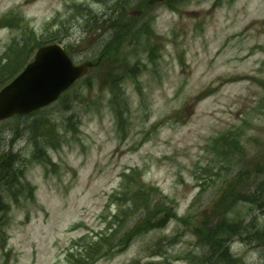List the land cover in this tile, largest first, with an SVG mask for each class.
Masks as SVG:
<instances>
[{"label":"rangeland","instance_id":"obj_1","mask_svg":"<svg viewBox=\"0 0 264 264\" xmlns=\"http://www.w3.org/2000/svg\"><path fill=\"white\" fill-rule=\"evenodd\" d=\"M34 37L91 69L35 113L0 119V152L20 159L0 177V264L8 251V264H80L74 240L90 264H264V0H0V90L33 61ZM141 183L162 191L149 209L190 214L119 244L144 215L125 205ZM225 211L231 257L197 229Z\"/></svg>","mask_w":264,"mask_h":264},{"label":"trees","instance_id":"obj_2","mask_svg":"<svg viewBox=\"0 0 264 264\" xmlns=\"http://www.w3.org/2000/svg\"><path fill=\"white\" fill-rule=\"evenodd\" d=\"M37 39L36 37L32 38L31 41V46H33L34 48L39 44V42L37 43V41L35 40ZM35 40V41H34ZM216 151V150H215ZM217 155H219V152L216 151ZM14 160V162H13ZM20 160V159H19ZM19 160L17 158L14 159L13 156V152L12 150L6 151V152H0V177H3L4 174L9 173V169L10 168H16L17 169V164L19 163ZM136 171H139L138 169H132L130 170L128 173L123 172V176L126 177L127 174L131 175L134 174ZM243 173V171H242ZM257 173H255L256 175ZM217 175H221V174H217ZM130 179V178H128ZM127 179V180H128ZM8 182L11 181L10 177L5 179ZM259 184H264V177L261 179V181L259 182ZM127 182H123L121 184V190L120 192L126 196V194L128 193V188H127ZM152 187H150L149 185H145L144 183H141L138 187H136V191L130 193L127 198L128 201L126 202V206L127 209L128 208H136L137 209H142V212L144 213L142 220L140 221L139 219L137 220V222L131 227L129 228V230L126 233H123L120 236V239L118 241V243H122L123 241L125 242L124 244L127 245V242L129 241V238L132 237V235L136 232H140L143 228H146L148 230L154 228L155 226H161L164 221H166L167 218H172V217H177L175 215V212L173 211V209H171L170 207H166L163 206L161 204H158L157 202L153 203V206L151 207V209H149L150 204H151V200H150V195L152 196L153 194L155 195L157 192H160V190L155 186L153 187V185H151ZM126 187V189H125ZM260 190L263 189L261 188ZM142 194L143 195V201L141 202L140 198H136L138 195ZM262 200V203L264 205V197H260ZM14 203H17L15 200L13 201ZM133 203L134 205H131L130 203ZM7 204L9 205L8 202H6L4 196H3V191L2 188L0 187V210L3 208V206ZM127 213L126 208H117V212L114 213L113 217L114 219H118L119 216H121L122 214L125 215ZM133 213V212H132ZM157 215L159 214V217H157V221L156 223H154L152 221V219L154 218V214ZM202 214V213H201ZM227 211H225V213H222L220 215H218V217L215 220H212L210 216H208L207 214H202V218L199 220L198 222V231L200 233V235L204 236L206 238L207 243L211 246V247H216L219 250V255L223 256V257H231L228 246H227V242L233 237L232 236V221L230 219L227 218ZM181 219L185 220L187 218V216L184 217H180ZM4 219V216H3ZM2 219V220H3ZM1 220V221H2ZM0 221V236H1V240L2 243H4V240L8 237L6 235L5 229L2 227ZM144 224V225H143ZM109 231V230H107ZM3 232V233H2ZM113 232V226L110 225V231L108 233H106L105 231H103L102 235H100L101 237H103L104 233H106V235H104L103 240L104 239H110L111 235ZM3 234V235H2ZM114 237V235H113ZM112 237V239H113ZM102 239V238H101ZM117 240V238L115 239ZM114 240V241H115ZM113 240H111V244L109 243V247L107 249L104 250V252H107V254H114V253H118V246L117 242L114 243ZM106 243H102L100 245V247L98 248L101 249L103 248V246ZM73 248H71V250H69L67 253L68 254H75V256L80 255L81 257V261L79 260L80 264H90L91 258H84L83 255V247H80V242L76 241L73 245ZM78 253V254H77ZM84 258V259H83ZM69 264H73V263H69Z\"/></svg>","mask_w":264,"mask_h":264},{"label":"water","instance_id":"obj_3","mask_svg":"<svg viewBox=\"0 0 264 264\" xmlns=\"http://www.w3.org/2000/svg\"><path fill=\"white\" fill-rule=\"evenodd\" d=\"M89 65L88 62L73 65L59 44L40 48L35 60L0 91V119L51 102Z\"/></svg>","mask_w":264,"mask_h":264}]
</instances>
